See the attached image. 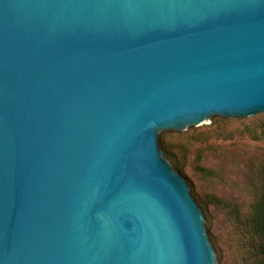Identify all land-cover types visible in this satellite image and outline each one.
Wrapping results in <instances>:
<instances>
[{
	"label": "water",
	"instance_id": "95a60500",
	"mask_svg": "<svg viewBox=\"0 0 264 264\" xmlns=\"http://www.w3.org/2000/svg\"><path fill=\"white\" fill-rule=\"evenodd\" d=\"M264 121V0H0V264H223L170 138Z\"/></svg>",
	"mask_w": 264,
	"mask_h": 264
},
{
	"label": "rangeland",
	"instance_id": "374dc122",
	"mask_svg": "<svg viewBox=\"0 0 264 264\" xmlns=\"http://www.w3.org/2000/svg\"><path fill=\"white\" fill-rule=\"evenodd\" d=\"M257 124L218 122L209 131L170 138L164 146L168 160L194 186L223 264L247 262L242 222L262 188L264 166V140L251 139L248 130Z\"/></svg>",
	"mask_w": 264,
	"mask_h": 264
},
{
	"label": "trees",
	"instance_id": "16d2710c",
	"mask_svg": "<svg viewBox=\"0 0 264 264\" xmlns=\"http://www.w3.org/2000/svg\"><path fill=\"white\" fill-rule=\"evenodd\" d=\"M248 130H250L251 139L264 140V121ZM260 177L262 188L257 200L251 205L246 223L242 222L244 246L248 248V255L245 257L246 264H264V166L260 171Z\"/></svg>",
	"mask_w": 264,
	"mask_h": 264
}]
</instances>
